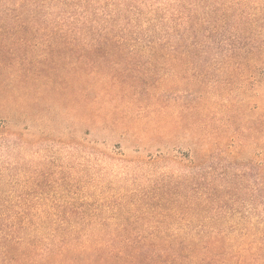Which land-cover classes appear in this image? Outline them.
Segmentation results:
<instances>
[{"label": "rangeland", "instance_id": "obj_1", "mask_svg": "<svg viewBox=\"0 0 264 264\" xmlns=\"http://www.w3.org/2000/svg\"><path fill=\"white\" fill-rule=\"evenodd\" d=\"M18 48L14 56L0 43V62L18 69L0 66V79L14 77L20 89H39L44 80L53 89L68 78L72 93L24 101L21 91L5 92L16 104L0 109V264H34L35 226L94 224L109 238L119 228L144 237L169 226L257 223L264 65L228 78L203 62L173 68L164 51L74 48L80 77L63 51ZM26 69L42 82L23 81ZM93 84L87 97L77 95ZM207 191L213 201L197 198Z\"/></svg>", "mask_w": 264, "mask_h": 264}, {"label": "trees", "instance_id": "obj_2", "mask_svg": "<svg viewBox=\"0 0 264 264\" xmlns=\"http://www.w3.org/2000/svg\"><path fill=\"white\" fill-rule=\"evenodd\" d=\"M8 37L11 40L6 49ZM0 43L4 51L14 56L20 51L18 47L26 45L63 51L60 57H65L80 77L83 73L76 69L72 57L74 48L108 53L164 51L166 62L173 68L180 64L199 67L203 62L219 70L220 76L229 74L228 78H238L245 74L243 67L264 65V0H0ZM97 60L100 59L94 61ZM113 64L117 66L121 61L116 59ZM0 66L9 68L11 74L18 72L15 64L5 66L1 61ZM26 71H22L23 81L42 82L39 73ZM69 82L64 78L50 89L43 80L39 89L26 85L20 89L14 85V77L8 83L0 79V109L5 110L9 102L16 104L15 98L7 99L6 90L21 91L20 99L24 101L26 94L37 95V99L47 95L68 96L72 93ZM215 83L216 88L221 86L219 80ZM94 85L83 88L77 95L87 97ZM1 121L6 124V120ZM222 186L219 182L214 188ZM209 193L197 198L213 201ZM204 194L206 199L202 197ZM258 217L257 223L248 226H169L147 231L144 237L141 230L119 228L114 230L118 231L117 237L104 238L109 230L94 224L35 226L33 261L34 264H264V212ZM154 235L158 238H150Z\"/></svg>", "mask_w": 264, "mask_h": 264}]
</instances>
